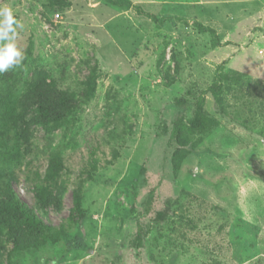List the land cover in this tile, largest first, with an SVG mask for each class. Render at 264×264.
<instances>
[{
  "label": "rangeland",
  "instance_id": "374dc122",
  "mask_svg": "<svg viewBox=\"0 0 264 264\" xmlns=\"http://www.w3.org/2000/svg\"><path fill=\"white\" fill-rule=\"evenodd\" d=\"M131 1L171 20L158 26L98 0H72L65 11L49 0H0L23 25L16 43L25 52L21 66L0 73V100L17 104L43 78L76 100L58 127L36 126L28 141L0 106V176L67 231L14 264H264V0ZM201 98L217 122L206 131L190 125ZM53 160L61 207L43 211L35 189ZM77 188L86 217L71 224ZM0 243L6 259L12 245Z\"/></svg>",
  "mask_w": 264,
  "mask_h": 264
},
{
  "label": "trees",
  "instance_id": "16d2710c",
  "mask_svg": "<svg viewBox=\"0 0 264 264\" xmlns=\"http://www.w3.org/2000/svg\"><path fill=\"white\" fill-rule=\"evenodd\" d=\"M106 4L115 6L119 9L133 10L139 15H144L152 20L156 25L162 26L171 18H158L154 14L147 13L139 5L131 0H98ZM52 8L65 11L72 6V0H49ZM181 23L189 25V21L184 18H176ZM194 26L200 33H209L212 38V47L217 48L222 45L215 29L205 26L199 22H194ZM225 63V62H224ZM89 95H92L96 87V78L89 82ZM218 103L221 102V88L211 89ZM0 106L4 111L7 123L18 130L19 139L28 141L32 134V129L41 126L44 129H54L58 127L75 109L76 100L74 96L64 90L59 89L54 83L43 78L37 81L27 94L17 102L11 103L10 100L1 98ZM205 99L201 98L197 104L194 118L190 121L191 128L197 131H206L216 127L217 122L210 119L205 114ZM182 120L178 119L174 124L173 136L179 139ZM5 142V138L1 141ZM62 165L59 160H53L48 167L45 177V184L39 185L35 189L36 202L43 211L48 210L53 204L57 208L61 207V197L54 194L51 190L53 179L59 173ZM10 177L0 176V238L12 245L11 250L5 257L1 248L5 249L0 243V264H14L15 256H20L24 252L44 249L49 242L57 243L67 237L66 226L61 224L56 227L47 223L44 218L30 207L14 188ZM72 207L69 212L68 220L71 224H78L86 217L83 208V191L77 188L72 193ZM153 202L152 196L147 203L148 208ZM160 216V215H159ZM136 255L142 253L143 234L139 229L136 237Z\"/></svg>",
  "mask_w": 264,
  "mask_h": 264
},
{
  "label": "clouds",
  "instance_id": "9594fccd",
  "mask_svg": "<svg viewBox=\"0 0 264 264\" xmlns=\"http://www.w3.org/2000/svg\"><path fill=\"white\" fill-rule=\"evenodd\" d=\"M23 25L10 7H0V73L14 70L25 60V52L16 43L17 29Z\"/></svg>",
  "mask_w": 264,
  "mask_h": 264
}]
</instances>
